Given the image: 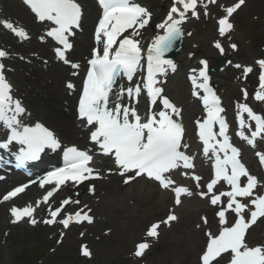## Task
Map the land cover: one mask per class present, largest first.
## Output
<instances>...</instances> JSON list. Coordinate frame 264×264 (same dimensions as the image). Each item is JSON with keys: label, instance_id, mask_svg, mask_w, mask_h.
<instances>
[{"label": "snow or ice", "instance_id": "snow-or-ice-1", "mask_svg": "<svg viewBox=\"0 0 264 264\" xmlns=\"http://www.w3.org/2000/svg\"><path fill=\"white\" fill-rule=\"evenodd\" d=\"M23 3L37 22L46 25L44 35L39 39L43 42L45 38H51L57 45L54 48L56 57L73 70H79L81 65L67 58L74 47L72 38L81 28L83 8L79 0H23ZM245 3L246 0H235L231 6H225L218 4V0H171L166 16L155 25L157 32L145 47L141 30L149 26L152 12L138 0H98L101 14L94 31L97 46L87 59L86 76L77 104V119L88 130V139L94 148L81 149L74 144L65 147L55 131L42 122H23V117L30 114L21 100L13 95V86L5 75L2 62L10 53L0 49V127L5 130L0 149L8 150L10 146L18 145L14 155L20 164L40 160L45 150H61L63 159L62 166L48 171L38 181L29 182H38L41 188L45 185L51 187L42 201H36L35 207L31 204L22 208L12 206L9 209L11 223L17 224L27 218V222L35 226L39 221L34 213L41 203L48 205L49 218L42 221L46 225L59 223L68 229L73 223H92L90 209L64 213L65 206L79 204L78 200L63 199L54 209L49 200L69 182L80 185L84 181L103 178L91 166L94 150L112 159L115 167L108 171L121 176L125 185L137 178H147L157 182L161 189L171 190L175 205L181 204L182 196L191 197L194 192L187 186L178 185L172 175L181 168L194 170L196 165L195 157L187 151L190 145L185 143L187 128L183 123V109L165 94L163 87L165 80L162 78H166L169 71L174 73L177 70L176 63L166 54L185 35L182 26L189 17L200 18L201 8L205 17L209 16V5L222 9L224 14L216 24L219 36L225 37L234 27L230 18ZM0 25L21 40L29 38L23 27L9 20H0ZM214 47L224 54L225 49L219 40L214 42ZM230 47L233 51L237 48L235 44ZM199 64L201 67L192 69L189 79L193 85L192 96L201 100L204 115L194 123L202 154L212 161V173L204 185L206 191L195 194L206 198L212 206H219L215 213L218 233L205 232L207 243L199 255V264H219L225 255L230 257L227 264H264V244L248 243L251 228L264 219V191H261L264 183L251 174L242 162L241 149L230 140L229 122L224 115L226 110L210 85L208 61L201 59ZM255 64L259 69L255 100L264 102V58L257 59ZM235 67L242 66L237 64ZM252 71L251 66H244L242 74L246 78ZM142 72L144 74L137 79ZM124 80L127 84L122 83ZM66 87L69 90L75 88L72 82ZM241 91L247 99V91ZM143 94L147 96L148 107L142 115L138 105ZM249 121L254 122V130L246 135L244 129H251ZM236 122L240 129L236 135L248 145L254 146L257 137H264V116L257 114L248 103L237 105ZM256 155L260 166L264 167V153L257 152ZM181 174L190 176L196 189L201 188L200 175L194 171ZM223 185L227 186L226 190H219L218 186ZM28 187L29 184H21L13 188L2 196L0 202L12 200ZM88 191L94 192L95 189L89 186ZM62 213L63 218L58 219ZM230 213L233 214L231 220ZM177 219L170 211L166 219L151 224L146 237H158L161 224L169 225ZM201 219L204 225L208 224L207 217ZM60 236L63 238L64 233L61 232ZM149 247L147 239L137 243L133 256L143 257ZM80 251L84 257L92 255L86 245H82Z\"/></svg>", "mask_w": 264, "mask_h": 264}, {"label": "rangeland", "instance_id": "rangeland-1", "mask_svg": "<svg viewBox=\"0 0 264 264\" xmlns=\"http://www.w3.org/2000/svg\"><path fill=\"white\" fill-rule=\"evenodd\" d=\"M232 2L234 0L228 3ZM234 24L232 38L236 44L252 56H263L259 47L264 43V0H246V5L234 17ZM205 25L213 34L212 21ZM231 76L232 83L234 78ZM181 83L184 90V83ZM115 182H108L114 183L112 187H115L108 192L103 189L107 182H102L97 198L95 196L88 202L94 210L97 224L88 230L87 235L95 232L94 237L77 240L78 231H75L60 247H54V238L50 240L52 231L26 227L0 229V264H183L190 244L175 238L177 229L174 227L164 229L160 240L144 259L136 261L130 257L129 249L132 250V245L140 238L135 234L143 232L150 223L148 220L152 222L159 218L154 215L150 203L125 195L128 191ZM104 231H109V234L105 235ZM81 242L89 244L92 252L90 260L79 257L77 246ZM49 249L54 251L49 252ZM41 255L45 258L35 262Z\"/></svg>", "mask_w": 264, "mask_h": 264}, {"label": "bare ground", "instance_id": "bare-ground-1", "mask_svg": "<svg viewBox=\"0 0 264 264\" xmlns=\"http://www.w3.org/2000/svg\"><path fill=\"white\" fill-rule=\"evenodd\" d=\"M226 1V0H223ZM84 6L86 13V18L84 19V24L88 23L89 19L93 17L95 12V5L91 0H80ZM145 5L151 10L154 14V17L158 16V12L165 6V2L159 0H144ZM1 15L4 20L9 18L13 24L19 25L26 29L32 36L37 35L39 32V26L33 22L32 16L28 11L17 1V0H0ZM200 29L197 28L196 41L192 42L193 44H200L204 46V42L207 39L211 38V33L205 32L200 33ZM200 33V34H199ZM198 35L200 36L197 40ZM11 46L13 50L28 54L29 51L34 50L39 53L40 56H50L49 45H40L34 40L27 43H18L17 40L12 38L7 31L3 28H0V45ZM74 52L71 54L70 59L74 62H80L83 64L84 56L88 47V33L87 31L82 34V36L76 41ZM199 47V46H198ZM189 52L195 55V52L199 49H192L189 47ZM206 52V50H205ZM199 53L202 51L199 50ZM200 57L207 58L213 64L215 62V57L211 53H203ZM34 63L36 60H32ZM178 61V60H177ZM180 66H183L184 63L181 58H179ZM16 76L13 78L19 83L20 90L23 93L24 100L27 102L28 108H32L33 111L38 114L39 118H42L48 124L54 127L55 132L60 137L70 136V139L73 141H81L84 138V131L81 127H78L79 124L74 122V110L72 108V99L67 95L64 89H61L58 86V83L65 78H68L70 70L68 68L61 67L58 64H55L51 61V65L47 67L46 71L42 70V66L26 67L23 64H19V69ZM221 78L224 79V76L221 75ZM64 87V82H63ZM180 87L176 88L173 92V95L177 100L182 101L183 96L181 94ZM67 107L68 111L65 113L63 108ZM65 109V108H64ZM193 107H188L186 109V116L190 114ZM190 111V112H189ZM146 186V185H145ZM152 187L151 184L147 185ZM141 189H145L141 187ZM147 191V190H146ZM147 193V194H146ZM141 192L138 191L139 195H147L151 201L154 197V193L150 192ZM154 204V211L156 215H160L165 211H174L173 207L168 205L167 195L160 196ZM201 202L191 201L189 205L185 207H180L179 220L176 223L178 228L179 236H182L185 240L188 238L193 239L191 241L190 253L186 256L183 261V264H193L194 256L196 251L201 247L202 242V226L194 227L197 223L200 214L207 216L209 223L212 221L210 218V209L206 208ZM0 220L5 221L4 209L0 206ZM260 228L253 227L250 230L248 235L249 239H253L259 234Z\"/></svg>", "mask_w": 264, "mask_h": 264}]
</instances>
